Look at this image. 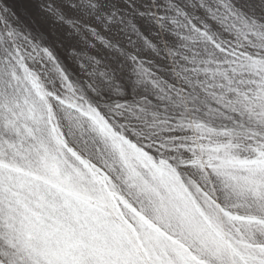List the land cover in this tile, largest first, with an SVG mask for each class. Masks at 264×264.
Listing matches in <instances>:
<instances>
[{
	"label": "snow or ice",
	"instance_id": "6c2138e0",
	"mask_svg": "<svg viewBox=\"0 0 264 264\" xmlns=\"http://www.w3.org/2000/svg\"><path fill=\"white\" fill-rule=\"evenodd\" d=\"M121 167L128 264H264V0H0V264Z\"/></svg>",
	"mask_w": 264,
	"mask_h": 264
},
{
	"label": "rangeland",
	"instance_id": "374dc122",
	"mask_svg": "<svg viewBox=\"0 0 264 264\" xmlns=\"http://www.w3.org/2000/svg\"><path fill=\"white\" fill-rule=\"evenodd\" d=\"M45 7L49 0H35ZM117 165L118 160H113ZM137 172L149 183L154 182L151 170L136 161ZM73 183L63 186V200L49 221L48 231L33 241V259L39 264H128L141 253L147 233L128 216L119 202V193L130 184L126 167L112 179L102 169L99 175L70 168Z\"/></svg>",
	"mask_w": 264,
	"mask_h": 264
}]
</instances>
